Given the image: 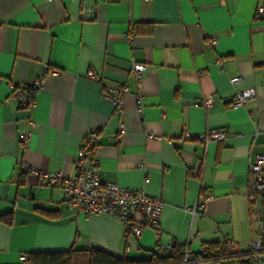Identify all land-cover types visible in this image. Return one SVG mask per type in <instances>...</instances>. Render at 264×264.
<instances>
[{
    "label": "crops",
    "instance_id": "crops-1",
    "mask_svg": "<svg viewBox=\"0 0 264 264\" xmlns=\"http://www.w3.org/2000/svg\"><path fill=\"white\" fill-rule=\"evenodd\" d=\"M259 6L264 0H0V216L12 214L11 224L0 220V264L70 248L144 259L157 247L153 229L136 238L115 215L85 216L61 186L40 178L74 177L91 131L102 180L164 201L160 247L185 244L186 264H211L193 260L205 242L248 251L264 235V192L254 205L249 191L250 165L264 154ZM207 36L217 44L207 45ZM133 63L147 65L140 80ZM48 66L57 73L46 76L34 106L8 99L11 85L27 87ZM121 85L128 91L118 112L103 89ZM250 88L252 98L230 106ZM206 95L214 97L209 107ZM210 129L227 137L197 139ZM185 132L194 138L182 139ZM208 194L213 199L193 214Z\"/></svg>",
    "mask_w": 264,
    "mask_h": 264
},
{
    "label": "built area",
    "instance_id": "built-area-1",
    "mask_svg": "<svg viewBox=\"0 0 264 264\" xmlns=\"http://www.w3.org/2000/svg\"><path fill=\"white\" fill-rule=\"evenodd\" d=\"M257 12L264 14V6H259ZM129 39L131 41L133 39V29L130 31ZM205 41L209 46H215L218 42L215 36H207ZM146 69L147 65L143 63H133L130 70L140 80ZM55 73H57V69L49 68L48 66L43 74L34 78L27 87L11 85V93L8 99L18 101L23 107L34 106L36 95L43 89L46 76ZM88 77L96 79V74L93 71H89ZM238 80L239 78H233L231 81L236 82ZM127 91L128 87L126 85L107 86L104 87L103 94L111 101L116 111L120 112L124 105ZM254 95L255 90L253 88L239 92L230 102V106L233 108L242 106ZM213 103L214 97L212 95L202 97L203 107H209ZM138 110L140 112L143 111L142 98L140 96H138ZM36 126L37 124L31 121V127L34 128ZM30 136V132L20 135L22 147L28 145ZM98 136L97 131H91L83 138L82 146L78 149L74 159L76 168L74 177L63 176L60 173L39 172L40 178L50 185L61 186L68 205L85 216L97 214L115 215L126 226L128 234L136 238L142 235L145 228L153 229L156 243L160 246L161 232L159 223L165 205L164 201L148 196L143 190H133L115 182L102 180L98 172L99 160L96 155ZM226 137L227 131L224 129H210L197 135V139L205 144L211 141H223ZM193 138L190 132L182 134V139L190 140ZM249 191L250 199L256 205L258 197L264 192V154L258 155L256 161L250 165ZM212 199L213 195L208 194L204 200L199 201L193 207L192 213H201L205 203ZM229 248L231 258L214 261L213 259L197 257L196 260H207L211 264H264V247L261 237L252 241L248 251H239L234 242H229ZM161 249L163 252H170L172 250V242L161 247ZM190 260L191 255L187 253L184 263L186 264Z\"/></svg>",
    "mask_w": 264,
    "mask_h": 264
},
{
    "label": "trees",
    "instance_id": "trees-1",
    "mask_svg": "<svg viewBox=\"0 0 264 264\" xmlns=\"http://www.w3.org/2000/svg\"><path fill=\"white\" fill-rule=\"evenodd\" d=\"M5 223H12V214L0 216ZM264 247V235L261 237ZM189 253L186 245L177 241L172 242V250L163 252L157 247L150 252L148 258L132 259L127 256L118 257L97 248L75 249L70 248L64 251H36L23 256L21 264H182L186 254ZM229 242H205L202 250L196 253V257L203 259L231 258ZM195 260L196 258L193 257Z\"/></svg>",
    "mask_w": 264,
    "mask_h": 264
}]
</instances>
